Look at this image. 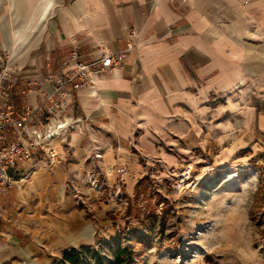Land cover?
Returning <instances> with one entry per match:
<instances>
[{"label":"crops","instance_id":"0c3cea01","mask_svg":"<svg viewBox=\"0 0 264 264\" xmlns=\"http://www.w3.org/2000/svg\"><path fill=\"white\" fill-rule=\"evenodd\" d=\"M133 28L144 40L123 54L124 66L78 93L75 112L94 129L59 146L63 162L36 173L27 192L55 213L20 217L19 189L0 197L6 264L48 260L54 248L87 240V212L64 192L69 178L96 163L97 148L103 165L121 166L134 133L141 148L165 154L157 142L175 132L188 149L217 153L218 164L264 154V0H0V42L37 84L29 107L51 90L44 77L61 58L76 48L93 58L120 53Z\"/></svg>","mask_w":264,"mask_h":264},{"label":"rangeland","instance_id":"374dc122","mask_svg":"<svg viewBox=\"0 0 264 264\" xmlns=\"http://www.w3.org/2000/svg\"><path fill=\"white\" fill-rule=\"evenodd\" d=\"M171 135L157 142L167 146L162 154L160 146L152 152L141 148L134 133L128 146L130 160L121 165L129 171L124 178L118 172L108 174L104 167L110 166L95 167V163L77 171L76 180L69 178L66 200L71 193L75 195L91 228L87 240L75 250L98 252L108 264L118 241L128 245L136 233L138 264H264V154L218 164L214 151L190 150L175 132ZM61 162V156L55 165L44 159L23 172L28 180L13 190L25 195L19 194L20 217L39 211L55 213L49 203L27 196V192L36 173H52ZM132 162L141 167L140 172L132 173ZM118 165L114 166L121 167ZM227 175L237 177L223 188ZM79 183L84 186L82 193ZM65 248H54L47 254L48 260L32 258L19 264H59L64 253L71 251ZM83 259L93 261L92 255ZM0 264H6L2 255Z\"/></svg>","mask_w":264,"mask_h":264},{"label":"built area","instance_id":"2783aa9c","mask_svg":"<svg viewBox=\"0 0 264 264\" xmlns=\"http://www.w3.org/2000/svg\"><path fill=\"white\" fill-rule=\"evenodd\" d=\"M237 1L248 4L252 0ZM143 40L133 28L120 53L93 58L77 48L72 50L60 59L57 69L45 75L44 84L51 90L41 91L40 103L35 108L29 107L26 99L36 82L23 77L22 68L0 42V197L28 180L23 172L36 163L44 159L51 165L58 163L57 149L71 135H84L93 129L88 119L75 112L78 93L92 87L95 79L105 73L122 68L123 54L137 50ZM94 155V166L103 167L100 149ZM104 168L108 174L118 172L121 178L129 173L125 166ZM97 182L92 181L95 188L99 186Z\"/></svg>","mask_w":264,"mask_h":264},{"label":"trees","instance_id":"16d2710c","mask_svg":"<svg viewBox=\"0 0 264 264\" xmlns=\"http://www.w3.org/2000/svg\"><path fill=\"white\" fill-rule=\"evenodd\" d=\"M129 235H132L131 233ZM136 233L132 235L133 239L128 240V245H123L122 241H118L119 245L114 251V258L108 264H138L137 257L139 255L136 251ZM121 237V236H119ZM140 242L142 241L139 240ZM92 255L93 261L85 263L84 257ZM106 258H103L98 252H81L78 250H71L64 253L59 264H106Z\"/></svg>","mask_w":264,"mask_h":264},{"label":"bare ground","instance_id":"6f19581e","mask_svg":"<svg viewBox=\"0 0 264 264\" xmlns=\"http://www.w3.org/2000/svg\"><path fill=\"white\" fill-rule=\"evenodd\" d=\"M191 176V175H190ZM233 177V179H235L237 176H228L225 178V180L222 181L221 187H228V185L230 186L232 184V181L230 180ZM234 182V181H233ZM234 184V183H233ZM232 187V186H231ZM222 189V188H221Z\"/></svg>","mask_w":264,"mask_h":264},{"label":"clouds","instance_id":"9594fccd","mask_svg":"<svg viewBox=\"0 0 264 264\" xmlns=\"http://www.w3.org/2000/svg\"><path fill=\"white\" fill-rule=\"evenodd\" d=\"M226 243L230 244L231 242L230 241H226Z\"/></svg>","mask_w":264,"mask_h":264}]
</instances>
